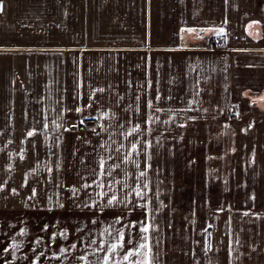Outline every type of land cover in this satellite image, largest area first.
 I'll list each match as a JSON object with an SVG mask.
<instances>
[{
	"label": "crops",
	"instance_id": "0c3cea01",
	"mask_svg": "<svg viewBox=\"0 0 264 264\" xmlns=\"http://www.w3.org/2000/svg\"><path fill=\"white\" fill-rule=\"evenodd\" d=\"M2 3L0 264H25L9 259V205L41 203L47 264H102L118 241L112 264H144L141 243L150 264H200L198 240L194 257L150 227L151 140L238 135L239 185L264 189V0ZM220 234L208 264H232L231 233Z\"/></svg>",
	"mask_w": 264,
	"mask_h": 264
},
{
	"label": "rangeland",
	"instance_id": "374dc122",
	"mask_svg": "<svg viewBox=\"0 0 264 264\" xmlns=\"http://www.w3.org/2000/svg\"><path fill=\"white\" fill-rule=\"evenodd\" d=\"M151 144L150 227L160 228L166 244L177 238L189 252L193 245L195 257L198 240L200 264H208L209 237L226 227L232 264H264V203L255 200L264 189L239 185L238 135H153ZM7 228L10 260L47 264L46 203L9 205Z\"/></svg>",
	"mask_w": 264,
	"mask_h": 264
},
{
	"label": "snow or ice",
	"instance_id": "6c2138e0",
	"mask_svg": "<svg viewBox=\"0 0 264 264\" xmlns=\"http://www.w3.org/2000/svg\"><path fill=\"white\" fill-rule=\"evenodd\" d=\"M2 10H3V3H2V0H0V11H2ZM189 31H195V30H194V29H189ZM221 31H222V30H221ZM101 91H102V90H101ZM148 106L151 107V102H149V105H148ZM30 135H31V134H30ZM132 147H133V149H135V148H136V145L133 144ZM103 166H104V162L101 161V163H100V167H101V169H103ZM99 174H100L101 176H103L104 173H103V171H101ZM140 175L143 176L144 173L141 172ZM102 186H103V185H102L101 182H97V187H102ZM136 195H137L138 197H140L141 199L143 198V194H142V191H141V190H137V191H136ZM114 200H116V196H115V195L112 196V198L108 201V203L111 204L112 201H114ZM141 224H142V226H141V228H140V232H141V233H148V232H149V227H148V226H144V225H143V222H141ZM120 239H121V240L123 239V234H122V233H121ZM142 239H143L144 241H147V240H148V236L145 235V236L142 237ZM118 247H123V245L120 244L119 241L117 242V244H112V245L109 246V248H108V250H107V254L103 257L102 264H112V254L117 250ZM139 248H140V249H145V250H146V252H145V259H144V264H150L149 260L147 259V254H148V252L151 251V248L149 247V245H148L147 243H141V244L139 245ZM132 255H133V252H132V251H129V252L123 257V259H124V260H128V257H130V256H132ZM136 255H139V252H136ZM80 259L86 261L87 258L84 257V256H81ZM134 264H140V262H139V261H136V262H134Z\"/></svg>",
	"mask_w": 264,
	"mask_h": 264
},
{
	"label": "built area",
	"instance_id": "2783aa9c",
	"mask_svg": "<svg viewBox=\"0 0 264 264\" xmlns=\"http://www.w3.org/2000/svg\"><path fill=\"white\" fill-rule=\"evenodd\" d=\"M213 45L216 49H219L221 57L227 56V54H228L227 45H226L224 38H221V37L217 38L214 41ZM94 124H95V120H92V119L87 120V121L82 123V128H83V130H87L90 126H92Z\"/></svg>",
	"mask_w": 264,
	"mask_h": 264
}]
</instances>
